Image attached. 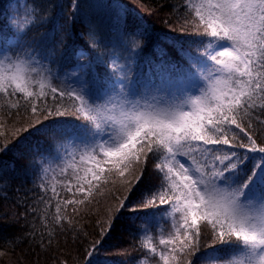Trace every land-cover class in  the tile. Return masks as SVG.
Returning <instances> with one entry per match:
<instances>
[{
  "label": "snow or ice",
  "instance_id": "6c2138e0",
  "mask_svg": "<svg viewBox=\"0 0 264 264\" xmlns=\"http://www.w3.org/2000/svg\"><path fill=\"white\" fill-rule=\"evenodd\" d=\"M29 2L24 19L0 21V99L15 110L6 119L16 116L0 156L37 141L24 168L32 169L45 193L53 163L62 175L70 170L62 186L83 199L57 202L56 224L66 218L62 210L77 213L105 189L118 202L105 213L107 227L97 221L101 238L83 264H97L120 217L148 225L166 209L173 223L160 233L156 264H264V127L254 131L264 125V0H184L180 31L192 28L211 42L202 54L181 45L183 63L161 56L137 76L128 61L143 50L142 41L125 47L131 55L122 66L106 63L103 54L82 62L88 52L80 47L69 54L78 71L63 78L46 61L53 54L63 61L65 52L57 53L47 34L27 38L53 19ZM72 9L75 23L78 0ZM89 36L94 50L101 43L94 27ZM215 41L227 46L217 51ZM65 98L71 103H61ZM66 126L72 151L40 148L41 138ZM140 231L147 229H134ZM149 250L155 260L157 246Z\"/></svg>",
  "mask_w": 264,
  "mask_h": 264
},
{
  "label": "trees",
  "instance_id": "16d2710c",
  "mask_svg": "<svg viewBox=\"0 0 264 264\" xmlns=\"http://www.w3.org/2000/svg\"><path fill=\"white\" fill-rule=\"evenodd\" d=\"M78 2L80 15L73 23L72 0H35L37 10H42V14L53 19L50 24L33 28L27 38L40 39L47 34L48 40L55 44L56 52H65L63 61H58L56 54L46 61L48 67L61 78L66 73L70 74L76 65V56L71 55L69 58L73 48L78 50L83 47L88 52L87 56L81 57L82 62L86 63L89 59L95 62L97 54H103L107 58L106 63L110 64L114 60L118 66H122L131 55L125 51V47L130 49L134 42L142 41L143 50L128 61L136 75L140 76L142 70L147 72L148 62L159 63L161 56L166 61L183 63L178 54L181 45L185 51L202 54L211 42L210 37L197 34L192 28H188L186 32L180 31L182 24L178 17L187 11L183 7L184 0ZM32 6L29 0H0V21H13L14 17L24 19V12ZM90 26L95 28V37L101 40L94 50L88 49ZM133 32L140 35H128ZM165 38L167 43L164 42ZM64 44H67V48H64ZM165 51L167 55H164ZM99 67L102 70L103 66ZM48 103H52L50 98ZM61 103L70 104L71 101L65 98ZM9 111L15 113L4 99H0V145L9 138L5 136V132L14 130L13 121L16 116L6 119ZM21 113L23 114V108ZM21 126L26 125L15 124L16 128ZM261 127L264 125L257 124L254 131ZM28 139L32 140L31 137ZM67 140L66 126L49 132L38 144L41 149H47L51 145L55 151L57 145L68 148ZM36 144L35 140L29 147L22 143L0 156V237L3 238L0 239V264H83L91 243L101 238L102 230L97 221H104V227H107L105 213L118 202L104 195L103 192H107L105 189L97 194L98 203L94 200L91 204L80 205L77 213H73L71 208L62 210V215L66 218L61 224H56L57 202L62 204L65 199H83V196L72 197L63 188L65 176H70L71 172L69 170L62 175L55 163L52 167L54 171H50L46 177L48 191L45 193L38 187L40 181L35 179L32 169L24 168L28 159L36 155L29 150ZM36 159L39 161L40 157L36 156ZM42 197L45 198L44 202H41ZM156 216V222L148 225L143 220L133 223L131 216L120 217L114 225L112 235L104 240L97 264H156L160 251V233L170 229L173 223L170 209L163 210ZM135 228H146L147 231L134 233ZM152 246H157L155 260L149 250ZM201 264L218 262L205 260Z\"/></svg>",
  "mask_w": 264,
  "mask_h": 264
},
{
  "label": "rangeland",
  "instance_id": "374dc122",
  "mask_svg": "<svg viewBox=\"0 0 264 264\" xmlns=\"http://www.w3.org/2000/svg\"><path fill=\"white\" fill-rule=\"evenodd\" d=\"M213 46H214V47L216 48V50L218 51V50H220V47H221V46H227V42L217 41V42H215V43L213 44ZM73 71H78V69H77L76 67H74V68L72 69V71L70 72V74H71ZM68 149H69V151H72V147H71L70 144H68ZM52 167H53V165H52Z\"/></svg>",
  "mask_w": 264,
  "mask_h": 264
}]
</instances>
